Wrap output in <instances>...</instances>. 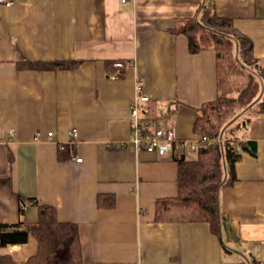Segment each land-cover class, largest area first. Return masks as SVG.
I'll return each mask as SVG.
<instances>
[{"label":"crops","instance_id":"crops-1","mask_svg":"<svg viewBox=\"0 0 264 264\" xmlns=\"http://www.w3.org/2000/svg\"><path fill=\"white\" fill-rule=\"evenodd\" d=\"M203 3L0 4V224L33 225L40 206L54 208L59 222L79 227L76 264H264V112L256 102L243 112L248 129L234 136L249 150L235 164L236 180L220 189V235L206 222L155 220L157 200L179 193L177 158L196 161L198 153L137 152L129 142L138 81L145 116L179 140L198 137L203 104L240 94L232 79L222 85L220 50L192 54L186 36L173 33ZM215 8L252 40L264 68V0H215ZM56 61L82 63L23 66ZM100 196L115 205H99ZM38 249L32 235L0 246V264H26Z\"/></svg>","mask_w":264,"mask_h":264},{"label":"trees","instance_id":"trees-1","mask_svg":"<svg viewBox=\"0 0 264 264\" xmlns=\"http://www.w3.org/2000/svg\"><path fill=\"white\" fill-rule=\"evenodd\" d=\"M203 1L197 15L181 20L173 33L186 36L192 54L211 48L219 51L221 46L224 47L228 42L234 43L240 61L254 73L249 76L248 86L239 96L220 97L203 104L200 108L194 126L196 135L223 138L224 141L200 150L196 161L177 158L179 193L174 198L157 200L155 220L170 223L206 222L211 225L215 234L220 235L219 192L221 188L236 180L235 164L240 160L242 152L245 149L249 150L246 144H239L234 137L238 131L248 129L246 115L240 117L241 113L254 102L264 112V68L254 57L252 40L236 29L232 19L218 15L215 0ZM219 56H222L220 51ZM81 63V61L27 62L23 66L41 70H66L77 69ZM260 95H263V99L258 100ZM254 108L255 105L250 109ZM63 151L67 152L68 149L65 148ZM63 151L60 153L61 159ZM105 198L109 200V207L115 205L111 198L102 196L99 197V205ZM31 235L37 240L39 249L26 264L80 262L79 227L76 224L59 222L54 208L40 206L39 219L33 225H27L22 221L15 225L0 224L2 247L25 244ZM244 264L260 263L252 260Z\"/></svg>","mask_w":264,"mask_h":264},{"label":"built area","instance_id":"built-area-1","mask_svg":"<svg viewBox=\"0 0 264 264\" xmlns=\"http://www.w3.org/2000/svg\"><path fill=\"white\" fill-rule=\"evenodd\" d=\"M0 4L10 7L13 4V0H0ZM143 86V82H137L136 98L131 105L130 112L131 136L129 142L134 150L137 152L141 150L156 152L181 150L199 153L202 149H208L212 145L224 141L223 138H212L210 136H198L192 140L177 139L172 129H165L145 116L148 110L144 105L147 97L143 92ZM73 137H77V130H73ZM77 161L81 162L82 159L77 158Z\"/></svg>","mask_w":264,"mask_h":264},{"label":"rangeland","instance_id":"rangeland-1","mask_svg":"<svg viewBox=\"0 0 264 264\" xmlns=\"http://www.w3.org/2000/svg\"><path fill=\"white\" fill-rule=\"evenodd\" d=\"M220 52L222 56L219 61V71L222 85L226 86L227 84H229V79H232L237 86L234 90L242 92L248 86V74L249 76H251L254 71L252 69L250 70L244 67L243 63L238 57L237 48L234 43L228 42L224 47L221 46ZM241 82L242 86L240 85ZM261 99H263V95H260V97L258 98V100ZM253 104H251L249 108H251ZM243 114L241 113L240 117H243Z\"/></svg>","mask_w":264,"mask_h":264},{"label":"water","instance_id":"water-1","mask_svg":"<svg viewBox=\"0 0 264 264\" xmlns=\"http://www.w3.org/2000/svg\"><path fill=\"white\" fill-rule=\"evenodd\" d=\"M244 125H245V122H244Z\"/></svg>","mask_w":264,"mask_h":264}]
</instances>
